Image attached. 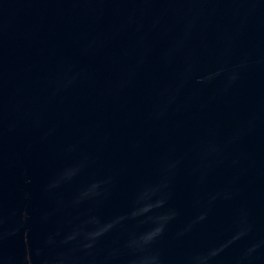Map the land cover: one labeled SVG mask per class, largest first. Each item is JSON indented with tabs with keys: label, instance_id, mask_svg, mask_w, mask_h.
I'll use <instances>...</instances> for the list:
<instances>
[{
	"label": "water",
	"instance_id": "obj_1",
	"mask_svg": "<svg viewBox=\"0 0 264 264\" xmlns=\"http://www.w3.org/2000/svg\"><path fill=\"white\" fill-rule=\"evenodd\" d=\"M0 264H264V0H0Z\"/></svg>",
	"mask_w": 264,
	"mask_h": 264
}]
</instances>
